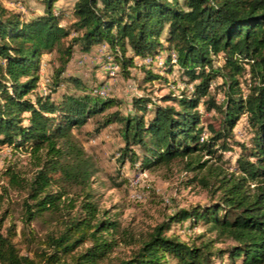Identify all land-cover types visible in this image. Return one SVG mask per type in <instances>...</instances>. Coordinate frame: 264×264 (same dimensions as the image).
I'll return each mask as SVG.
<instances>
[{
  "label": "trees",
  "instance_id": "trees-1",
  "mask_svg": "<svg viewBox=\"0 0 264 264\" xmlns=\"http://www.w3.org/2000/svg\"><path fill=\"white\" fill-rule=\"evenodd\" d=\"M4 1L17 0H0V146L28 150L35 165L31 177L12 167L5 176L8 186L26 193L20 203L25 238L37 219L61 228L46 235L35 259L18 247L16 223L4 230L6 211L0 264H99L121 244L133 249L117 264H264V0H76L72 9L43 0V12L30 17ZM104 43L126 76L137 57L175 51L177 62L169 53L165 70L187 87L160 100L135 95L131 112L110 111L118 98L66 75L77 50L88 54ZM55 51L51 92L44 93L38 89L42 59ZM152 65L142 82L172 87ZM65 82L70 90L54 97ZM200 105L218 114V126L202 123ZM244 116L249 142L237 143L236 170L227 173L224 154ZM95 117L97 134L121 125L122 164L129 160L143 170L179 160L194 173L189 184L208 188L210 202L178 208L139 237L123 227L120 214L101 209L97 160L75 133ZM186 222L207 226L214 237L184 241L170 234ZM225 240L234 244L215 247Z\"/></svg>",
  "mask_w": 264,
  "mask_h": 264
},
{
  "label": "rangeland",
  "instance_id": "rangeland-1",
  "mask_svg": "<svg viewBox=\"0 0 264 264\" xmlns=\"http://www.w3.org/2000/svg\"><path fill=\"white\" fill-rule=\"evenodd\" d=\"M75 1L60 0L58 5L65 4L72 9ZM4 3L8 7L22 12L25 17L37 15L44 10L43 0L4 1ZM71 19L72 16L70 14L64 20V24ZM169 53L170 51L165 50L159 54V57L166 60ZM57 55L55 51L52 54L43 56L41 79L38 88L41 92H51V78L55 67L58 65ZM129 55H131V52H129ZM111 58L113 60V55L109 52V46L106 43L94 47L88 54L77 50L66 70V75H77L83 78L88 86L99 85L105 91L104 96L118 98L121 104L111 108L110 111L119 109L123 113L131 112L135 95H150L152 99L160 100L162 96L167 95L171 91L178 93L187 87V84L179 82L176 76L168 75L165 70L166 65H161L157 60L151 66L153 72L168 77L173 86L171 87L170 84L158 80L152 84L145 85L142 82L145 77V67L150 65L141 57H137L135 66L129 68L130 76H126L121 68L115 76H112L106 70ZM188 87L190 90L191 84ZM247 87L245 85L244 88L246 89ZM68 90L70 88L65 82L61 84L58 93L54 97H59L62 92ZM212 91H215L214 88H212ZM222 96V93H218V100H222ZM200 110L203 113L202 123L204 125L209 123L216 126L219 125V116L216 112H206L203 105H200ZM97 117L90 120L83 127L76 128L75 133L84 144L88 153L97 160L99 172L94 179V188L97 192L101 209H109L112 214H120V221L123 227H127L139 237L150 232L155 225L164 221L169 214L178 208H188L196 204H208L210 202L211 198L208 188L198 181L189 184L194 173L186 172L179 160L169 166L159 165L143 170L139 163L132 165L129 160L122 164L119 161L124 146L119 132L121 125L113 123L97 134L94 132ZM239 142H249L245 116L242 117L235 128L232 150L226 151L224 154V159L227 161L225 165L227 173L236 170V159L240 153V147L237 144ZM210 164L215 166L222 165L216 159H212ZM9 167L18 171L22 176L31 177L35 170V165L29 151L24 149L17 150L9 145L0 146V218L7 211L6 220L3 224L4 230L12 222L16 223L18 236L15 237V241L21 252L38 259V251L43 246L46 235L51 231H58L61 225L52 219H37L31 223V228L27 229L29 238H25L22 233L24 224L21 219L22 210L20 203L26 193L23 189L8 186L5 172ZM206 173V171H203L202 175ZM4 187L8 188L7 192ZM136 192L140 193L142 197H136L134 195ZM172 233L184 241H191L202 233H206L207 237H214V234L212 235L207 231V226L198 225L191 228L189 222L174 225L170 231V234ZM33 237L34 240L31 241ZM88 244L86 243L79 247L77 252ZM233 244L231 240H225L217 242L215 247L226 248ZM132 249L133 247L130 245L121 244L106 259L100 261L99 264H117L120 259L127 258L131 254ZM226 262L227 264H232L228 260ZM170 264H176V262L173 260ZM236 264H241V260H238Z\"/></svg>",
  "mask_w": 264,
  "mask_h": 264
},
{
  "label": "built area",
  "instance_id": "built-area-1",
  "mask_svg": "<svg viewBox=\"0 0 264 264\" xmlns=\"http://www.w3.org/2000/svg\"><path fill=\"white\" fill-rule=\"evenodd\" d=\"M160 55H158V56H155V57H151V56H149V57H146V58H144V60L146 61V63L148 64V65H152V64H154V63H156V61L155 60H157V62H159L161 65H164V64H166V60H164L162 57H159ZM170 56H171V59H172V62L173 63H176L177 62V53L175 52V51H172L171 53H170ZM159 57V58H158ZM159 60H158V59ZM106 70L112 75V76H115V74L116 73H118L117 71H119L120 70V65L118 64V63H116V62H114L113 60H112V58H111V62H109L108 63V65L106 66ZM191 88H192V85H191ZM247 91V90H246ZM96 92L98 93V94H100V95H102V96H104L105 94V91H104V89H102V88H98V89H96ZM248 93H246V95H247ZM136 197H138V198H141L142 197V195L140 194V193H135L134 194Z\"/></svg>",
  "mask_w": 264,
  "mask_h": 264
}]
</instances>
